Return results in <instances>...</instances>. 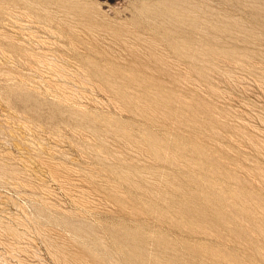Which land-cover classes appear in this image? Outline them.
I'll return each instance as SVG.
<instances>
[{
	"label": "rangeland",
	"instance_id": "rangeland-1",
	"mask_svg": "<svg viewBox=\"0 0 264 264\" xmlns=\"http://www.w3.org/2000/svg\"><path fill=\"white\" fill-rule=\"evenodd\" d=\"M0 264H264V0H0Z\"/></svg>",
	"mask_w": 264,
	"mask_h": 264
},
{
	"label": "bare ground",
	"instance_id": "bare-ground-1",
	"mask_svg": "<svg viewBox=\"0 0 264 264\" xmlns=\"http://www.w3.org/2000/svg\"><path fill=\"white\" fill-rule=\"evenodd\" d=\"M23 49H24V48H23ZM23 49H21V50L23 51ZM24 51H25V50H24ZM25 54H26V53H25ZM42 59H43V58H42ZM45 59H46V58H45ZM37 60H38V59H37ZM45 61H46V60H44V62H45ZM40 62H41V61H40ZM49 65H50V64H49ZM55 65H56V64H55ZM55 65H54V67H55ZM63 66H64V65H62V67H63ZM56 67H57V66H56ZM59 67H60V66H59ZM62 67H60V69H63V68L65 69V67H63V68H62ZM52 68H53V67H52ZM57 69H58V68H57ZM56 71H57V70H56ZM58 71H60V70H58ZM63 75H64V74H63ZM63 75H62V76H63Z\"/></svg>",
	"mask_w": 264,
	"mask_h": 264
}]
</instances>
